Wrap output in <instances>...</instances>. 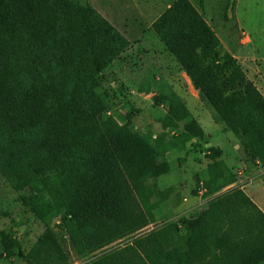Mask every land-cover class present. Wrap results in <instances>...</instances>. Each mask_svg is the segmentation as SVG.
Masks as SVG:
<instances>
[{"label":"trees","instance_id":"16d2710c","mask_svg":"<svg viewBox=\"0 0 264 264\" xmlns=\"http://www.w3.org/2000/svg\"><path fill=\"white\" fill-rule=\"evenodd\" d=\"M200 7L176 0L151 29L252 159L264 163V95L204 18L205 0ZM129 45L90 3L0 0V173L13 185L16 177L22 191L37 186L63 197L58 227L82 257L142 229L151 216L146 182L159 174L162 139L110 123L104 117L108 99L98 92L103 71ZM180 102L174 100L175 115H181L177 103L185 110ZM188 129L204 134L196 121ZM218 176L206 178L207 192L220 193L219 183L233 185L231 175ZM23 199L34 207V196ZM183 226L178 237L177 228L164 225L83 264L264 261V211L241 188L216 195ZM1 244L0 256H20L28 264L71 260L51 227L28 253L12 234L3 233Z\"/></svg>","mask_w":264,"mask_h":264},{"label":"rangeland","instance_id":"374dc122","mask_svg":"<svg viewBox=\"0 0 264 264\" xmlns=\"http://www.w3.org/2000/svg\"><path fill=\"white\" fill-rule=\"evenodd\" d=\"M78 1L92 4L130 41L120 57L103 71L98 92L108 99L104 117L110 123L128 129L131 134L162 139L163 147L158 148L156 159L159 174L150 176L146 182L151 216L142 229L82 257L74 250L68 234L58 227L62 222L58 206L65 203L63 197L55 199L37 186L22 191L16 177L13 185L0 173V254L3 233L16 236L22 250L28 253L51 227L61 235L71 255L69 264L89 263L157 227L169 225L178 229L177 237L183 235L185 217L207 209L212 198L229 188L243 190L245 183H250L254 191L251 194L264 206V163L252 159L254 155L248 153L226 126L218 109L201 96L191 77L151 29L154 21L176 0ZM190 2L201 12L200 0ZM204 18L264 95V0H205ZM177 98L185 106L183 112L179 103L175 105L181 115L173 112ZM195 121L204 130L201 136L192 135L188 129ZM212 173H217L219 180L231 175L234 185L226 188L229 184L219 183L220 193L207 192L205 180ZM25 195L34 196V207L42 210L43 216L25 202ZM0 264L28 263L20 256H0Z\"/></svg>","mask_w":264,"mask_h":264},{"label":"crops","instance_id":"0c3cea01","mask_svg":"<svg viewBox=\"0 0 264 264\" xmlns=\"http://www.w3.org/2000/svg\"><path fill=\"white\" fill-rule=\"evenodd\" d=\"M234 185V184H233ZM233 185H231V186H233ZM251 185H250V183H245L244 185H243V190L248 194V196H250V198H252V200L256 203V204H258V206H260L261 208H262V210L264 211V206H263V204L262 205H260V203H259V201H258V199L256 198V196H255V194H254V196L251 194V192L250 191H252L253 193H254V191H253V189H251V187H250ZM230 187V186H229ZM205 189V188H204ZM206 190V189H205ZM198 194L200 195V190H199V192H198ZM197 194V195H198ZM202 194H204V193H202ZM187 200V199H186ZM198 206H199V203L197 204ZM264 262V261H263ZM262 263V262H261Z\"/></svg>","mask_w":264,"mask_h":264}]
</instances>
